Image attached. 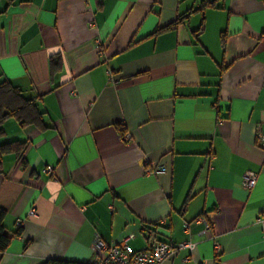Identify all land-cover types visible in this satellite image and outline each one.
<instances>
[{"label": "crops", "instance_id": "obj_1", "mask_svg": "<svg viewBox=\"0 0 264 264\" xmlns=\"http://www.w3.org/2000/svg\"><path fill=\"white\" fill-rule=\"evenodd\" d=\"M2 79L37 99L47 128L3 123L0 142L26 149L22 164L0 159V264L85 262L96 237L132 235L136 251L147 228L195 244L166 264H264L263 0H0Z\"/></svg>", "mask_w": 264, "mask_h": 264}, {"label": "built area", "instance_id": "obj_2", "mask_svg": "<svg viewBox=\"0 0 264 264\" xmlns=\"http://www.w3.org/2000/svg\"><path fill=\"white\" fill-rule=\"evenodd\" d=\"M121 138L127 140L129 138L128 134H121ZM256 142L264 146V133L259 131L255 132ZM47 173L52 172V167L47 165L44 168ZM166 171L164 165L155 164L153 162H146L144 164V172L150 174H158ZM257 174L253 171L246 170L242 174L241 184L242 188L245 190H250L254 187L256 182ZM29 214H33V211H29ZM196 222H201L204 227V231L209 234V236L214 241V250L216 253V259L219 256L220 246L212 233L213 224L209 218L203 215H199L194 219ZM256 221L260 225L262 238L264 240V213H260ZM21 220L16 221V226H20ZM189 223H184V229L188 230ZM132 237L129 235L115 244H108L101 240L99 237L93 239L91 247L93 250V255L87 260L89 263L93 264H166V261L181 248H189L192 250L195 246L194 243L190 241L171 243L167 241L160 240L157 238L156 231H149L147 234V246L143 249L132 251L127 244V239ZM204 264V263H199Z\"/></svg>", "mask_w": 264, "mask_h": 264}, {"label": "trees", "instance_id": "obj_3", "mask_svg": "<svg viewBox=\"0 0 264 264\" xmlns=\"http://www.w3.org/2000/svg\"><path fill=\"white\" fill-rule=\"evenodd\" d=\"M9 2L13 0H8ZM264 1V0H263ZM212 3L205 2L198 8L202 10L205 6H211ZM182 14L176 18L172 23L168 24L165 29L176 28L187 15ZM157 31V30H156ZM48 65L50 73L53 74L60 70L61 57L59 54H55L49 57ZM44 112L38 107L37 99L35 97L27 95L19 86L14 84L8 79L0 80V139L4 135L3 123L8 119H15L21 127L33 126L39 130L47 128L46 122L43 119ZM123 133V132H120ZM26 149V142L24 141H10L0 142V159L7 154H14L18 163H23V153ZM6 212L0 208V254H2L8 247L11 237L4 232L3 221ZM20 226H17L16 235L20 233ZM155 231V229L147 228V234L149 231ZM42 264H93L87 261L78 262L64 259L48 258Z\"/></svg>", "mask_w": 264, "mask_h": 264}]
</instances>
